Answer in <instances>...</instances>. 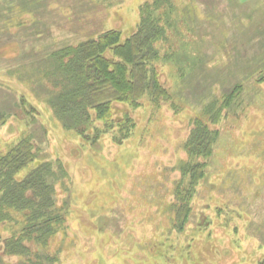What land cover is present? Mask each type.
<instances>
[{"label": "rangeland", "instance_id": "obj_1", "mask_svg": "<svg viewBox=\"0 0 264 264\" xmlns=\"http://www.w3.org/2000/svg\"><path fill=\"white\" fill-rule=\"evenodd\" d=\"M144 1L0 0V152L29 136L38 156L18 177L42 159L66 170L55 184L66 226L49 264H264V0H169L150 61L169 98L116 104L135 121L121 143L63 127L46 101L63 76L52 52L109 29L128 37ZM196 122L217 135L177 229ZM18 226L0 224V238ZM19 260L0 252V264Z\"/></svg>", "mask_w": 264, "mask_h": 264}, {"label": "trees", "instance_id": "obj_2", "mask_svg": "<svg viewBox=\"0 0 264 264\" xmlns=\"http://www.w3.org/2000/svg\"><path fill=\"white\" fill-rule=\"evenodd\" d=\"M168 2L144 1L139 7L136 29L124 39L118 29H109L96 38L52 52L58 60L57 71L63 76L60 83L54 82L46 101L63 127L73 129L85 139L97 140L107 133L121 143L131 134L135 121L125 108L118 109L116 104L134 108L146 94L158 106L161 100L169 98L158 70L150 64L159 57L154 43L164 38L161 20L169 13ZM116 108L121 112L118 115ZM6 120L7 114L0 110V126ZM197 123L200 122L194 125ZM216 135V130L200 123L185 142L189 160L182 163L180 171L188 175V181L182 188L177 186L174 193L176 228L188 217L192 192L204 177L206 159ZM37 156L29 136L19 138L0 152V224H19L12 234L0 238V252L19 256L15 264L55 263L57 257L49 254L47 247L51 237L66 226L64 204L58 206L55 197V184L66 175L60 160L37 161L18 177Z\"/></svg>", "mask_w": 264, "mask_h": 264}]
</instances>
